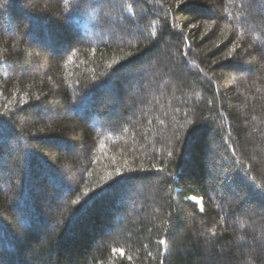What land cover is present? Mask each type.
<instances>
[{
	"label": "trees",
	"instance_id": "1",
	"mask_svg": "<svg viewBox=\"0 0 264 264\" xmlns=\"http://www.w3.org/2000/svg\"><path fill=\"white\" fill-rule=\"evenodd\" d=\"M0 264H264V0H0Z\"/></svg>",
	"mask_w": 264,
	"mask_h": 264
},
{
	"label": "snow or ice",
	"instance_id": "2",
	"mask_svg": "<svg viewBox=\"0 0 264 264\" xmlns=\"http://www.w3.org/2000/svg\"><path fill=\"white\" fill-rule=\"evenodd\" d=\"M229 55H231V53H230ZM158 171H159V169H158ZM120 175H121V180H120V181H114L113 184H110V185H109V189L115 187L116 184L122 183L125 179H131V177H125V176L123 175V173H121ZM105 192H106V189L101 188L100 192L96 193L95 195H96V196H102V195L105 194ZM190 199L195 200L196 198H195V197H191ZM73 203H77V201H74ZM201 211H202V209H201ZM159 243H160L161 245H164V244H166V240L162 239V240L159 241Z\"/></svg>",
	"mask_w": 264,
	"mask_h": 264
}]
</instances>
